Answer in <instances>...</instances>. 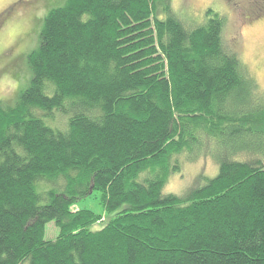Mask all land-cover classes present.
I'll use <instances>...</instances> for the list:
<instances>
[{
    "label": "trees",
    "instance_id": "1",
    "mask_svg": "<svg viewBox=\"0 0 264 264\" xmlns=\"http://www.w3.org/2000/svg\"><path fill=\"white\" fill-rule=\"evenodd\" d=\"M206 15L188 25L165 0L47 12L27 87L0 100V264H264V93ZM208 154L215 176L163 191ZM89 196L96 228L102 213L72 209Z\"/></svg>",
    "mask_w": 264,
    "mask_h": 264
},
{
    "label": "rangeland",
    "instance_id": "2",
    "mask_svg": "<svg viewBox=\"0 0 264 264\" xmlns=\"http://www.w3.org/2000/svg\"><path fill=\"white\" fill-rule=\"evenodd\" d=\"M19 1L21 0H0V12L7 6H13L3 20H0V100L9 106L15 103L17 95L27 87L30 80L31 69L27 56L38 47L44 16L49 10L61 6L65 0H29L33 2L28 4H25L28 0H22L23 3L16 4ZM165 1L172 12L188 21V25L206 20L209 9L223 16L224 40L235 45L247 71L264 93V13L256 17L252 14L254 6H260L264 2L252 0L245 7V0ZM247 6L250 10L246 11ZM58 121L61 122L62 118L59 117ZM217 171V164L209 154L198 156L195 160H185L181 164V171L170 175L163 191L182 195L192 185L201 184L206 178L215 176ZM98 202V197L89 196L73 204L72 209L102 213L100 220L93 226L96 228L105 221ZM58 232L54 221H50L45 225L44 237L47 240L54 239Z\"/></svg>",
    "mask_w": 264,
    "mask_h": 264
},
{
    "label": "flooded vegetation",
    "instance_id": "3",
    "mask_svg": "<svg viewBox=\"0 0 264 264\" xmlns=\"http://www.w3.org/2000/svg\"><path fill=\"white\" fill-rule=\"evenodd\" d=\"M30 2H33V1H27L25 4H28V3H30ZM36 2H39L38 0H36ZM19 3H23V1L21 0V1H19L18 3H16V4H19ZM12 5L11 6H7V8L6 9H4L2 12H0V20L2 19L3 20V18H4V16L6 15V14H8L10 11H11V9H12ZM2 21H0V23H1Z\"/></svg>",
    "mask_w": 264,
    "mask_h": 264
}]
</instances>
